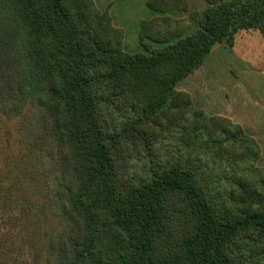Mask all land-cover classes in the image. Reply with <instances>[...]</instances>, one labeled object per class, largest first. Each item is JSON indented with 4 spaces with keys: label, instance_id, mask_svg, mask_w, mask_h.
Here are the masks:
<instances>
[{
    "label": "trees",
    "instance_id": "1",
    "mask_svg": "<svg viewBox=\"0 0 264 264\" xmlns=\"http://www.w3.org/2000/svg\"><path fill=\"white\" fill-rule=\"evenodd\" d=\"M146 4L127 52L94 0H0V117L22 147L10 202L42 264H264L259 145L176 88L216 44L264 40V0Z\"/></svg>",
    "mask_w": 264,
    "mask_h": 264
},
{
    "label": "rangeland",
    "instance_id": "2",
    "mask_svg": "<svg viewBox=\"0 0 264 264\" xmlns=\"http://www.w3.org/2000/svg\"><path fill=\"white\" fill-rule=\"evenodd\" d=\"M94 1L98 7L102 8L101 10L105 9L104 7L112 6L114 8L116 20L117 18L121 20V24L125 27L129 38V42L125 47L126 51L136 52L141 50L137 37H135V40L132 37L136 17L143 13L140 4L141 0ZM187 1L188 10L201 9L205 5V0ZM107 2L110 4L108 3L107 5ZM182 14L186 16L187 11L178 12L176 16ZM261 40L257 31L240 32L235 39L236 46L234 50L240 54L239 56H242L244 63L232 56L234 58L232 60L235 62L233 63L228 55L220 58L219 62L215 59V56L210 57V59L205 61L206 64L199 68L197 72L199 75L196 76V86H194L192 92L195 95V99L197 95L200 98L201 87L206 83L203 80L205 78L210 79V94L204 100L213 102V104L212 102L209 103V112L212 111L211 106L213 105L222 108L229 103L233 110L234 119L238 121V124L243 127V125L253 123L259 130H264V77L259 76L257 80L247 81V76L239 75L237 76L238 80L235 81V71L231 74L226 73L228 69L233 70L237 67H248L249 65L261 68L264 73V40L262 42ZM226 47L230 50L232 48ZM202 68L208 71L207 75H201ZM176 86L178 90H181L182 83L180 82ZM197 104L194 105L199 107ZM16 123L17 120L15 119L5 120L0 117V131L7 136L6 140L3 136H0V154L2 157L4 156L6 165L3 164L5 169H1L0 173L2 174L3 172V175H0V179L5 182H7L4 174L5 170L8 168V175L15 180L20 170L19 165H21L22 147L17 136ZM256 164L258 165L257 162ZM7 184L2 183L0 192V264H42L41 258L30 244L28 226L20 216L19 210L15 209L14 204L10 202V198L14 194V187L12 185L9 186V182Z\"/></svg>",
    "mask_w": 264,
    "mask_h": 264
},
{
    "label": "crops",
    "instance_id": "3",
    "mask_svg": "<svg viewBox=\"0 0 264 264\" xmlns=\"http://www.w3.org/2000/svg\"><path fill=\"white\" fill-rule=\"evenodd\" d=\"M147 0H141V9L143 11L142 14L138 15V17H136L135 23H134V31L132 33V37L135 40V37H137L138 39V32H139V27H140V23L142 20L145 19H149L153 16H155L157 13L155 11H153L151 8H149L146 4ZM95 2V1H94ZM109 2H107L108 5ZM96 4V2H95ZM110 4V3H109ZM96 6L98 7V5L96 4ZM99 9H102L101 7H98ZM105 9H107L111 15V19H112V24L118 28H121L123 30V47L125 48L127 46V43L129 42V38L126 34V30L125 27L122 26L121 24V20L117 18L116 20V15H114V8L111 7H104ZM178 16V15H177ZM180 17H185V15H180ZM262 39V38H261ZM260 40V39H259ZM263 41V39L261 40V42ZM139 42V41H138ZM135 46V45H134ZM140 46V45H139ZM235 46H236V41L234 43V45L232 46L231 50L229 48H227L226 46H224L221 43H218L214 46L213 50L211 51V53L209 54V56L204 60L203 64H206L205 61H207V59H210V57L215 56V59L219 62L220 58L228 55L229 57H231V62L235 63L232 59L237 58L238 60L241 61V63H244V59L242 58V56H239L240 54L235 52ZM234 50V51H233ZM232 56L234 58H232ZM203 64L201 66H203ZM244 65V64H243ZM199 66L194 72H192L191 74H189L188 76H186L184 79H182L180 82L182 83V87L181 90L185 91L187 93L190 94L192 101L194 102V104H197L201 109H203L205 112H207L210 115H219V116H224L226 118H229L232 122L238 124L237 120L234 119L233 116V110L232 107L230 106L229 103H227L224 107H218V106H211L212 107V111L209 112L208 110V106L209 103L212 102H206L204 100H206L210 94V88H209V81L210 79L205 78L203 81L206 82L205 84L202 85L201 87V91H200V98L197 95L196 99H195V95L192 92L194 89V86H196V80L199 74L197 73L199 68L201 67ZM232 66V65H231ZM203 69V68H202ZM201 69V75H207L208 71L204 68L203 71ZM223 70V69H222ZM236 73H235V72ZM223 72H225V70H223ZM232 72H234V75L236 77V79H234L235 81L238 80L239 75H243V76H247V81H251V80H257L259 76L264 77V73L262 72L261 68H258L256 66L253 65H249L247 66H243V67H237L233 70H226V73L231 74ZM178 82V83H180ZM177 83V84H178ZM177 88V86H176ZM232 95V93H231ZM213 104V102H212ZM221 108V109H220ZM217 109V110H216ZM223 110V111H221ZM240 125V124H239ZM241 126V125H240ZM246 126V127H245ZM243 125V129L244 131L250 135L252 138L255 139V141L258 143L259 148H260V156L257 160V163L259 166H264V130H259L253 123L247 124V125Z\"/></svg>",
    "mask_w": 264,
    "mask_h": 264
}]
</instances>
